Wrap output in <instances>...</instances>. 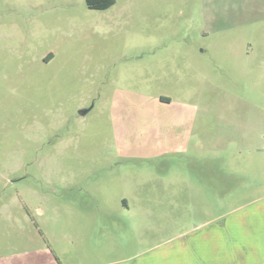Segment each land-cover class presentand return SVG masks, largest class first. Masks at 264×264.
<instances>
[{
  "label": "rangeland",
  "instance_id": "rangeland-1",
  "mask_svg": "<svg viewBox=\"0 0 264 264\" xmlns=\"http://www.w3.org/2000/svg\"><path fill=\"white\" fill-rule=\"evenodd\" d=\"M181 65L194 83L174 82ZM178 99L227 140L222 199L208 150L179 146ZM261 205L264 0H0V264L32 247L121 262L132 238H186Z\"/></svg>",
  "mask_w": 264,
  "mask_h": 264
},
{
  "label": "crops",
  "instance_id": "crops-1",
  "mask_svg": "<svg viewBox=\"0 0 264 264\" xmlns=\"http://www.w3.org/2000/svg\"><path fill=\"white\" fill-rule=\"evenodd\" d=\"M217 40L221 41V38ZM52 57L53 55L49 54L46 60L49 61ZM214 62L215 67H221L217 61ZM187 81L194 83V72L184 65L177 66L174 82L179 84ZM162 101L169 103L172 98L160 96V102ZM178 101L181 103H178L181 108L175 115L174 121L178 131L176 136L180 143L179 146L183 147L182 150L186 147V149L194 151L196 147L200 148L201 146L208 150V160H210L208 163L211 166L212 174L213 171L215 174L211 178L209 195L213 194L217 199H222L226 196V184L229 181L225 177L227 171L222 165V161L227 157L225 153L229 146L224 143L227 140L225 138L222 140L221 129L218 130L219 136L212 138L211 117L208 113H205L203 117L204 127L197 131L195 114L185 111L184 100L178 99ZM222 103L219 100L215 105L214 120L223 116L220 112ZM224 134L225 136H223L226 137L227 134ZM232 135L234 134L232 133ZM185 140L186 145L184 144ZM220 174H223L224 178ZM230 181L231 184H236L238 180ZM171 195L174 196V194ZM234 211L211 216L205 223L195 225L192 233L186 238L184 235L181 237L180 234L162 241H149L148 238L137 241L132 238L127 246L131 251L127 250V257L122 258L121 262L110 258V254L114 252L113 249L104 253L99 250L102 248H97L94 251L93 249L85 250V253L83 250L77 258L80 260L87 256V261L90 262L85 259L82 264H264V205L246 209L239 208ZM134 222L130 221V224L132 225ZM108 253L109 257H102V254ZM28 264L65 263L61 258L56 257L53 250H49L47 253L44 247H32Z\"/></svg>",
  "mask_w": 264,
  "mask_h": 264
},
{
  "label": "trees",
  "instance_id": "trees-1",
  "mask_svg": "<svg viewBox=\"0 0 264 264\" xmlns=\"http://www.w3.org/2000/svg\"><path fill=\"white\" fill-rule=\"evenodd\" d=\"M88 8L103 10L114 4L115 0H85Z\"/></svg>",
  "mask_w": 264,
  "mask_h": 264
},
{
  "label": "water",
  "instance_id": "water-1",
  "mask_svg": "<svg viewBox=\"0 0 264 264\" xmlns=\"http://www.w3.org/2000/svg\"><path fill=\"white\" fill-rule=\"evenodd\" d=\"M87 111H88V108L80 110L79 113L80 114H85Z\"/></svg>",
  "mask_w": 264,
  "mask_h": 264
}]
</instances>
